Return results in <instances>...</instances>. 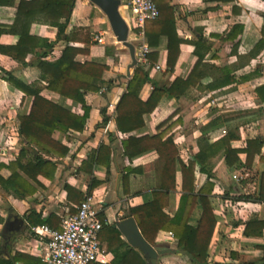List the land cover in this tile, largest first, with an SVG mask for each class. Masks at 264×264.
<instances>
[{
  "label": "crops",
  "instance_id": "1",
  "mask_svg": "<svg viewBox=\"0 0 264 264\" xmlns=\"http://www.w3.org/2000/svg\"><path fill=\"white\" fill-rule=\"evenodd\" d=\"M20 1L15 0L13 5H0V24L11 25L14 22ZM126 3L127 0H121L120 11L127 21L129 12ZM170 4L175 8L177 33L184 42L180 46L174 70L167 71L168 37L161 36L158 47H150L151 51L157 49L159 52L156 65L160 66L156 68L155 65L150 75L163 84H169L176 76L186 78L198 60L193 43L202 35L206 44L210 45L209 50L201 51L204 59L198 71L203 73V77L180 98L165 96L151 113L139 117L137 122H143V126L127 132L120 131L116 126V106L135 66L130 67L132 58L129 50L117 45L105 13L89 0H75L71 21L66 29L70 40L59 39L58 29L54 26L40 22L31 24V35L56 41L47 59L59 58L67 45L85 47L82 36L87 30L91 35L89 52L75 53L73 57L82 62L108 65L109 69L103 77L105 80L114 79V84L110 88L102 87L98 92L86 94L90 115L84 130L55 132L54 137L68 146L69 152L59 158L53 180L39 177L44 189H39L31 200L0 193L1 259H13L14 264H46L49 237L36 234L33 227L46 224L52 229H60L63 218L76 212L78 202L69 200L65 185L86 194L93 178L100 181L93 188L90 198L100 206L99 216L104 215L108 224L115 225L130 207L151 201L152 190L162 184L165 158L155 148H149L129 159L124 155L122 142L130 136L141 139L158 134L179 117L182 123L170 134L178 146L179 158L186 164L194 153L201 148L208 149L209 145L231 130L239 134V138L231 142L232 147L237 149L246 148L247 141L257 136L263 140L261 153L255 156L252 167L228 166L222 148L208 151L204 156V162L214 174L211 179L215 184L209 197L216 226L209 247L208 264L238 263L261 255L257 245L264 244V235L249 238L243 235V231L245 221L253 214L264 218V203L233 201L225 198L224 194L229 193V197H233L240 193L257 192L264 170V159H261V156L264 157V101H260L255 93L257 87L264 85V48L258 55H251L256 43L263 37L264 0H171ZM236 23L243 25V31L239 36L237 52L231 53L232 43L224 41L223 37ZM96 35L102 36L103 42L95 41ZM136 36V30L129 27V39L134 42L135 50L139 46ZM18 40L19 36L11 33L0 37V43L5 45H15ZM111 46L115 50L110 48L107 53V48ZM43 50L37 48L39 52ZM26 61L29 64L23 65L0 53V72L2 69L12 71L17 77L43 87L45 82L40 79L37 56L31 53ZM224 66L230 68L231 75L236 79L234 82L223 83L224 74L216 67ZM152 90L153 84L146 83L139 94L140 98L147 100ZM42 94L73 112L83 113L81 105L73 100L69 99L73 105L67 104L63 102V96L47 89H43ZM31 104V96L0 77V161L7 163L18 156L23 146L18 132L19 116L29 113ZM105 115L109 118L107 123L103 122ZM101 144L110 146V152L102 153L100 161L93 162L89 157ZM140 146L136 145L135 150ZM239 157L243 163L246 161V153L240 152ZM128 168L134 170L124 180ZM194 173V184L198 189L208 180V175L199 164L195 166ZM1 174L8 178L10 171L4 168ZM234 175H238V178H234ZM250 176H255V180L250 182ZM181 191L182 172L177 160L176 189L170 192L168 205L164 208L170 216L175 215L179 207ZM200 210V205H197L190 224H197ZM39 219L47 221L34 224ZM170 233L162 230L157 235L155 244L173 250L162 255L159 264H197L183 250H175L177 240ZM101 246L108 254L107 264H111L114 257L112 252L105 243L101 242ZM232 251L239 254V259L231 258L230 254L222 257V254Z\"/></svg>",
  "mask_w": 264,
  "mask_h": 264
},
{
  "label": "trees",
  "instance_id": "2",
  "mask_svg": "<svg viewBox=\"0 0 264 264\" xmlns=\"http://www.w3.org/2000/svg\"><path fill=\"white\" fill-rule=\"evenodd\" d=\"M154 1L159 8L160 15L156 19L146 21V40L150 47L156 48L161 36L168 37L167 71H173L179 57L180 46L184 40L179 37L175 27V8L170 4L171 0ZM14 2L15 0H0V5H13ZM74 4L75 0H21L14 22L11 25L0 24V37L5 33L19 36L15 45L0 43V53L10 56L23 65L29 64L26 61L29 54L36 55L37 67L41 71L40 79L45 82L42 87L36 82H27L17 77L12 71L2 69L0 72L1 78L24 92L25 95L32 97L29 113L19 116L18 132L23 146L13 161L7 163L0 161V193L31 200L39 189H44L45 186L39 177L53 180L58 169L59 158L65 157L69 152V147L54 137L55 132L66 133L84 130L90 115V107L86 103V94L98 92L102 87L110 88L114 84V79L105 80L103 77L105 71L109 69L108 65L74 59L75 53L89 52L91 35L88 34L87 30L86 34L82 36L85 47L76 48L67 45L62 55L56 59H47L56 41H49L30 34L31 24L40 22L56 27L59 39L70 40L66 34V29L71 21ZM242 31L243 25L236 23L228 32H225L223 40L232 43L231 53L237 52L240 43L239 36ZM262 31L263 37L256 43L251 52L252 56L258 55L264 48V27ZM193 44L195 46L194 52L198 56L194 68L186 78L176 76L169 84L160 83L150 75L159 57L157 49L147 54L146 62H138L116 106V126L120 131L127 132L143 126V122H137L139 117L151 113L165 96L178 99L185 95L191 86H195L201 80L203 73L198 71L204 59L201 51L202 49L209 50L210 45L206 44L202 35ZM37 48H44V50L39 52ZM110 48L115 50L112 46L108 47L107 53ZM216 69L223 72L224 84L236 80L231 75L230 68L224 66L216 67ZM258 72L259 68L256 69L257 74ZM146 83H152L153 90L147 100L144 101L139 94ZM43 89L79 103L83 113L73 112L71 109L47 98L42 94ZM255 93L257 98L263 102L264 85L257 87ZM108 119L105 115L103 122L107 123ZM181 123L182 119L179 117L158 134L145 136L141 139L130 136L123 140V152L129 159L149 148H155L157 153L165 158V164L161 187L152 190L153 199L125 210L121 219L133 217L145 239L152 244L156 243L160 231L172 232L177 240L175 250H183L194 263L208 264L209 247L216 226L215 213L209 197L212 195L215 184L211 179L214 178V174L204 162V156L208 151L212 152L222 148L228 166L237 164L238 166L252 167L255 156L261 153L263 140L257 136L247 141L246 148L237 149L232 147L231 142L239 138V134L231 130L223 138L209 145L208 149L203 150L201 148L200 151L194 153L186 164L179 158L178 146L173 135L170 134ZM136 145H141V148L135 150ZM109 152L110 146L101 144L89 158L93 162H99L102 153ZM240 152L246 153L244 163L239 157ZM261 159L264 157L261 156ZM177 160L180 161L181 165L182 191L179 207L175 215L170 216L165 213L164 208L168 205L170 192L176 189ZM106 164L108 165V163ZM197 164L208 175V180L198 189L194 184V170ZM4 168L10 171L8 178L1 174ZM133 170L127 169L124 180L129 177ZM99 182L93 178L86 194L70 185H65L69 200L73 199L79 204L91 196L93 188ZM229 196V193L224 194L225 198H231L233 201L264 203V170L260 176V187L257 192ZM197 205L201 207L200 216L197 224L192 225L190 221ZM100 219L103 223L100 240L105 243L114 256L111 264H147L143 253L138 248L131 246L114 224H108L104 215H101ZM46 221L39 219L34 221V224H43ZM244 224L243 235L245 237H263L264 218L260 219L258 214H253ZM257 249L261 251L259 257L244 259L232 264H264V244L257 245ZM230 257L239 259V254L232 251ZM0 264H14V260L0 258ZM93 264L102 263L95 262Z\"/></svg>",
  "mask_w": 264,
  "mask_h": 264
},
{
  "label": "built area",
  "instance_id": "3",
  "mask_svg": "<svg viewBox=\"0 0 264 264\" xmlns=\"http://www.w3.org/2000/svg\"><path fill=\"white\" fill-rule=\"evenodd\" d=\"M126 8L129 12L128 25L131 19L136 22V26L132 27L136 30L139 41L135 56L138 61L146 62L151 48L146 40L145 23L159 17V8L154 0H127ZM94 40L103 42V37L96 35ZM102 92L101 90L100 93ZM234 178H238V175H234ZM99 210L100 206L95 205L88 197L77 205L76 212L63 218L60 229H52L46 224L33 227L36 234L49 237L46 264L109 263L108 254L101 246L99 238L103 227ZM170 235L173 237L172 233Z\"/></svg>",
  "mask_w": 264,
  "mask_h": 264
},
{
  "label": "water",
  "instance_id": "4",
  "mask_svg": "<svg viewBox=\"0 0 264 264\" xmlns=\"http://www.w3.org/2000/svg\"><path fill=\"white\" fill-rule=\"evenodd\" d=\"M98 6L107 16L113 34L123 46L128 48L132 63L130 67L136 66L138 60L135 56V44L129 39V25L123 17L120 6L121 0H89ZM130 76V73H128ZM125 240L133 247L138 248L144 255L147 264H159V258L165 253H170L172 249H163L158 244L148 242L141 233L135 219L128 217L118 219L115 223Z\"/></svg>",
  "mask_w": 264,
  "mask_h": 264
},
{
  "label": "rangeland",
  "instance_id": "5",
  "mask_svg": "<svg viewBox=\"0 0 264 264\" xmlns=\"http://www.w3.org/2000/svg\"><path fill=\"white\" fill-rule=\"evenodd\" d=\"M129 25H130V27H135L136 26V22L134 21V20H129ZM115 40V39H114ZM117 41V40H116ZM117 43V45H119L120 47H124L123 45H122V43H120V42H116ZM126 50H128L127 48H126ZM252 52V51H251ZM261 60H262V58H261ZM63 99V102L65 101V102H67V104H71V105H73V103H72V101H70L71 99L70 98H65V97H63L62 98ZM70 99V100H69ZM248 179H250V182H252L253 180H255V176H250V177H248ZM175 244V243H174ZM230 253H224V254H222V257H224L225 255H229ZM230 259V258H229Z\"/></svg>",
  "mask_w": 264,
  "mask_h": 264
},
{
  "label": "bare ground",
  "instance_id": "6",
  "mask_svg": "<svg viewBox=\"0 0 264 264\" xmlns=\"http://www.w3.org/2000/svg\"><path fill=\"white\" fill-rule=\"evenodd\" d=\"M117 39V38H116ZM118 41V40H117ZM118 42H120V41H118ZM121 43V42H120Z\"/></svg>",
  "mask_w": 264,
  "mask_h": 264
}]
</instances>
